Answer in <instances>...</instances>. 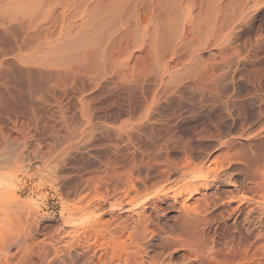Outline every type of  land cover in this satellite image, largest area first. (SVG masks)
I'll return each instance as SVG.
<instances>
[{
    "label": "rangeland",
    "instance_id": "rangeland-1",
    "mask_svg": "<svg viewBox=\"0 0 264 264\" xmlns=\"http://www.w3.org/2000/svg\"><path fill=\"white\" fill-rule=\"evenodd\" d=\"M92 1L0 0V264H101L50 242L78 230L95 246L98 200L201 157L226 165L239 201L210 209L199 245L155 249L264 264V0ZM178 216L160 215L166 231Z\"/></svg>",
    "mask_w": 264,
    "mask_h": 264
},
{
    "label": "bare ground",
    "instance_id": "bare-ground-1",
    "mask_svg": "<svg viewBox=\"0 0 264 264\" xmlns=\"http://www.w3.org/2000/svg\"><path fill=\"white\" fill-rule=\"evenodd\" d=\"M97 2L99 3L98 0H96ZM136 2L139 1L136 0ZM137 5L135 6L136 16H138L136 20L139 21L140 11ZM90 6V3L87 2V7ZM198 160L195 164L190 162V164L186 163L187 165H182L181 162V166L178 165L181 167L179 170L169 165L164 170L149 168L144 177L140 176L143 172L140 169L137 172L138 176L133 178V181L124 190L125 193L121 192L123 196L116 197L117 194L110 196L109 199H100L94 204V218L91 219L93 224L91 220L89 222V225H92L90 229L94 233H98L99 239L102 238L104 241L99 243L98 239L93 246L92 239H85L84 236V238H80L78 230H72L57 239L51 238L53 241L50 242L51 247L48 248V251L61 250L76 262L84 259L89 261L95 257L101 264H164L160 252L155 249L159 238L183 243V240L178 239L179 235L187 241L185 243L190 244L189 246L199 245L198 243L204 240L199 229L205 221L209 220L207 213L211 208L215 209L214 207H218L221 203L224 204L221 201L226 198L223 196L222 190L224 187L233 185V180L226 165L212 161L206 163L207 159L205 162H201L203 161L201 160L198 163ZM261 169L262 171L255 177L256 181L257 179L259 181L260 188H258L264 191V167ZM119 182L117 181L118 184H120ZM235 198L232 197L229 200L227 198L226 201L231 202ZM241 203L240 205H242ZM240 205L234 206L233 211L241 210ZM165 211H174L179 214L180 224L176 234L166 231L160 222V215ZM90 218L88 217V220L84 221L88 222ZM199 248L201 249V247ZM209 251H206V254ZM89 253L90 255H88ZM55 255L57 254L55 253ZM211 257H214L213 253Z\"/></svg>",
    "mask_w": 264,
    "mask_h": 264
}]
</instances>
